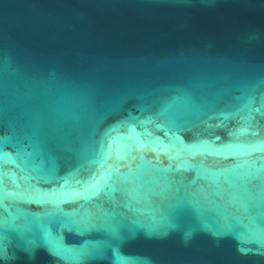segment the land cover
I'll return each instance as SVG.
<instances>
[{
	"label": "water",
	"instance_id": "95a60500",
	"mask_svg": "<svg viewBox=\"0 0 264 264\" xmlns=\"http://www.w3.org/2000/svg\"><path fill=\"white\" fill-rule=\"evenodd\" d=\"M0 264H264V0H0Z\"/></svg>",
	"mask_w": 264,
	"mask_h": 264
}]
</instances>
